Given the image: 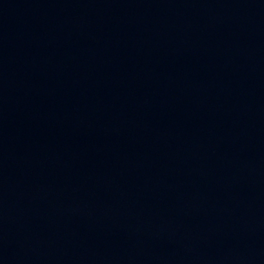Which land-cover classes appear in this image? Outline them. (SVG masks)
<instances>
[{
  "label": "water",
  "instance_id": "95a60500",
  "mask_svg": "<svg viewBox=\"0 0 264 264\" xmlns=\"http://www.w3.org/2000/svg\"><path fill=\"white\" fill-rule=\"evenodd\" d=\"M0 264H264V0H0Z\"/></svg>",
  "mask_w": 264,
  "mask_h": 264
}]
</instances>
